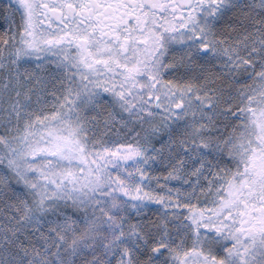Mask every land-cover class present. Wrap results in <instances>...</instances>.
Here are the masks:
<instances>
[{
  "label": "snow or ice",
  "instance_id": "1",
  "mask_svg": "<svg viewBox=\"0 0 264 264\" xmlns=\"http://www.w3.org/2000/svg\"><path fill=\"white\" fill-rule=\"evenodd\" d=\"M0 264H264V0H0Z\"/></svg>",
  "mask_w": 264,
  "mask_h": 264
}]
</instances>
